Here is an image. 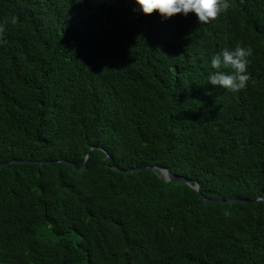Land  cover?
I'll use <instances>...</instances> for the list:
<instances>
[{
    "label": "trees",
    "instance_id": "obj_1",
    "mask_svg": "<svg viewBox=\"0 0 264 264\" xmlns=\"http://www.w3.org/2000/svg\"><path fill=\"white\" fill-rule=\"evenodd\" d=\"M226 2L0 0V264H264V0ZM238 44L246 87L208 82Z\"/></svg>",
    "mask_w": 264,
    "mask_h": 264
},
{
    "label": "clouds",
    "instance_id": "obj_2",
    "mask_svg": "<svg viewBox=\"0 0 264 264\" xmlns=\"http://www.w3.org/2000/svg\"><path fill=\"white\" fill-rule=\"evenodd\" d=\"M226 0H135L134 10L151 14L158 10L161 19L173 14L187 15L190 11L196 14L199 22L207 23L222 10L227 9ZM252 55L250 46L237 45L232 49H222L210 57V65L214 71L209 72L208 82L230 91H238L246 87L248 81L249 57ZM231 68V72L221 70Z\"/></svg>",
    "mask_w": 264,
    "mask_h": 264
},
{
    "label": "water",
    "instance_id": "obj_3",
    "mask_svg": "<svg viewBox=\"0 0 264 264\" xmlns=\"http://www.w3.org/2000/svg\"><path fill=\"white\" fill-rule=\"evenodd\" d=\"M94 146H90L88 148V151L85 155V158H84V163H86L89 155H90V150L93 148ZM110 156L107 155L106 157V161H105V165H109L108 164V160H109ZM11 162H17V161H22V160H18V159H13V160H10ZM25 161V160H24ZM6 162L5 161H2L0 162V166L5 164ZM113 169H119L115 166H111ZM145 168H149V169H153V170H157L158 174H160L161 176H163V178L165 180H175V181H183V182H186V183H190V180L185 178V177H182V176H179V175H175L173 173H171V171L169 170L168 167H163V166H160V165H157V164H151V165H143V166H140V167H135V168H132V169H129V171H136V170H140V169H145ZM192 187H194L198 192H199V196L200 198L203 200L204 203H217V202H246L248 201V199H243V198H236V197H230V198H227V199H222V198H210V197H206L204 195L201 194L200 192V186H199V183H194V184H191ZM258 199H261V200H264V195H257L254 200H258Z\"/></svg>",
    "mask_w": 264,
    "mask_h": 264
}]
</instances>
